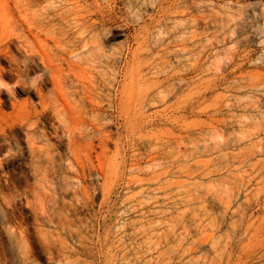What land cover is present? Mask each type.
Segmentation results:
<instances>
[{"label": "rangeland", "instance_id": "rangeland-1", "mask_svg": "<svg viewBox=\"0 0 264 264\" xmlns=\"http://www.w3.org/2000/svg\"><path fill=\"white\" fill-rule=\"evenodd\" d=\"M103 34L106 264H264V0H106ZM125 111L170 120L168 200L162 166L115 150ZM27 175L0 163V264H64L24 200L4 204ZM100 201L81 212L93 241Z\"/></svg>", "mask_w": 264, "mask_h": 264}, {"label": "bare ground", "instance_id": "bare-ground-1", "mask_svg": "<svg viewBox=\"0 0 264 264\" xmlns=\"http://www.w3.org/2000/svg\"><path fill=\"white\" fill-rule=\"evenodd\" d=\"M105 26L106 0H0V163L28 160V175L13 181L12 195L3 200L6 206L24 200L37 230L50 229L46 246L64 264H106V149L112 139L106 135ZM144 118L125 111L115 150L162 166L160 190L168 200L170 120ZM97 193L101 233L93 241L81 212ZM163 204L169 212L172 202ZM123 264L142 263L135 257Z\"/></svg>", "mask_w": 264, "mask_h": 264}]
</instances>
